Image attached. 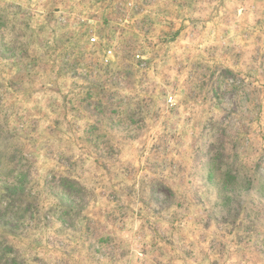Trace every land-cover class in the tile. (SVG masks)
<instances>
[{
    "label": "rangeland",
    "instance_id": "1",
    "mask_svg": "<svg viewBox=\"0 0 264 264\" xmlns=\"http://www.w3.org/2000/svg\"><path fill=\"white\" fill-rule=\"evenodd\" d=\"M0 264H264V0H0Z\"/></svg>",
    "mask_w": 264,
    "mask_h": 264
}]
</instances>
